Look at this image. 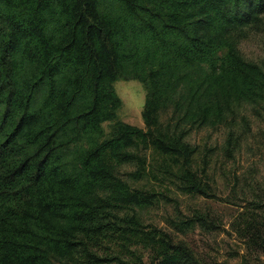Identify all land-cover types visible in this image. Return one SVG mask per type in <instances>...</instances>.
Segmentation results:
<instances>
[{
  "label": "trees",
  "instance_id": "1",
  "mask_svg": "<svg viewBox=\"0 0 264 264\" xmlns=\"http://www.w3.org/2000/svg\"><path fill=\"white\" fill-rule=\"evenodd\" d=\"M263 22L264 0H0V264H130L120 254L137 247L151 264H200L145 230L136 209L156 196L119 170L141 179L150 146L202 193L185 140L223 126L235 146L241 108H264V63L239 51ZM120 80L143 86L145 131L117 118ZM261 207L236 230L264 254Z\"/></svg>",
  "mask_w": 264,
  "mask_h": 264
},
{
  "label": "rangeland",
  "instance_id": "2",
  "mask_svg": "<svg viewBox=\"0 0 264 264\" xmlns=\"http://www.w3.org/2000/svg\"><path fill=\"white\" fill-rule=\"evenodd\" d=\"M239 51L248 61L264 63V22L261 30H249ZM113 87L122 102L117 118L145 131L142 112L146 93L141 83L120 80ZM169 115L162 113L160 122L167 123ZM102 126L108 134L109 123ZM232 132L235 146L228 143L229 129L223 126L192 131L185 140L195 148L190 166L185 169L195 176L202 193H187L184 167L176 158L162 155L150 146L140 150L145 158L141 179L130 175L138 170L136 166L119 170L131 189L156 196L151 206L136 209L145 230L155 227L175 243L186 245L200 264H264V254L247 251L245 240L236 230L251 208L262 216L264 108L242 107ZM130 252L136 253V259L123 252V262L151 264L154 258L149 249L142 247Z\"/></svg>",
  "mask_w": 264,
  "mask_h": 264
}]
</instances>
